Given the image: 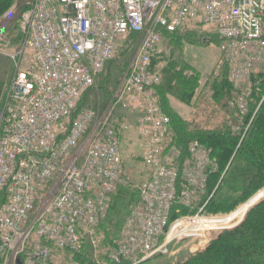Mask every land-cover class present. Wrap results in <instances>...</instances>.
Wrapping results in <instances>:
<instances>
[{
    "label": "built area",
    "instance_id": "1",
    "mask_svg": "<svg viewBox=\"0 0 264 264\" xmlns=\"http://www.w3.org/2000/svg\"><path fill=\"white\" fill-rule=\"evenodd\" d=\"M27 4L0 108V264H51L53 249L81 251L83 235L95 231L123 184L119 151L133 126L143 136L153 128L145 158L150 179L139 186L140 201L108 261L141 264L169 255L171 242L186 241L198 229L180 220V209L178 217L172 213L197 193L191 170L202 148L189 149L190 173L182 150L167 148L172 124L158 102L162 72L153 60L168 45L166 35L211 28L233 69L230 80L245 82L264 66V0ZM132 51L119 85L111 87L108 68ZM108 90L107 104L90 106L92 95ZM180 223L194 231L181 236Z\"/></svg>",
    "mask_w": 264,
    "mask_h": 264
},
{
    "label": "rangeland",
    "instance_id": "2",
    "mask_svg": "<svg viewBox=\"0 0 264 264\" xmlns=\"http://www.w3.org/2000/svg\"><path fill=\"white\" fill-rule=\"evenodd\" d=\"M26 2H28V0H16L12 8L0 17V87L4 88L2 91L3 96L8 82L13 74V65L9 56L16 54L20 46L21 33L19 30V18L21 10ZM199 30L205 32V34L215 35L211 28L202 27V29ZM183 47L182 51L179 46L174 47V53H172L169 44L163 47L162 50L164 52L153 60V62H156L153 63L154 66L163 73L164 69L169 64V61H180V58L183 55L185 61L201 74V81L198 83V88L189 102L183 103L176 99H171L170 103L173 105L175 111L179 113L192 127L196 126L211 130L223 128L226 124L231 131L237 133L241 140H243L246 134L251 131V127L254 124L261 102L264 100L263 97L261 102H256L258 98L257 94L261 95V90L259 89L262 88V84L264 82V66L259 69L257 68V70L251 73L247 80L243 83H234L230 80L233 84L231 88V95L229 97V103H226V106H224L215 98L213 90L215 86L213 83L221 79H230L233 69L227 63L225 51L223 50V44L220 39L214 37L213 41L208 45L186 44ZM134 57L135 51H132L124 54L119 59L122 61L121 65H125L123 72L120 71L121 65L118 69H116V66L112 68L111 87L113 86L114 88L117 83L119 85V81L121 80L125 69ZM119 60L118 63L120 62ZM110 92L111 90H108L103 94L98 92L97 94L92 95L89 99L90 106H103L107 104ZM1 101L2 100H0V108L3 103V101ZM136 102V105H140L143 103V99L138 98ZM251 105L257 106H254L255 108L253 109ZM163 113L169 118L171 117L165 110H163ZM152 130L153 128L149 127L147 131L149 133L146 135L144 134L143 136L141 129L133 126V129L127 132L122 138L119 159L123 165V184L120 185V187L129 188L130 190L139 192V186L150 179L149 169L151 168L145 158L147 156L148 149L152 145L150 138ZM173 130L174 128L172 127V135H170V137L165 141L169 150H172L174 147L178 148V145L175 146L174 143L175 140L173 139ZM196 143H198L202 148L197 154V160L196 157H194V161L196 163L198 162V168L195 171L191 170V172H194L195 174L192 178L197 184V193L195 195V192H193L191 195V204L189 206L181 207V210L187 212V214L184 213L180 220L186 219L188 224H194L195 226V222L231 217L236 213L239 214L245 205L252 202L261 192L264 191V188H261L231 211L215 212L212 210L210 208V204L213 198L216 197L219 190H225L224 188L227 187L226 181L228 180V170L230 169L237 151H235L234 155L231 156V162L225 168L217 186H215L212 192H209V175L213 172L215 173L216 168L218 167L212 156L213 154L211 150L213 147H211V149L207 145L201 144L198 141H191L186 145V152L183 154L184 156H182L183 159L185 158L183 166L184 168L187 167L186 171L188 173H190L189 169H193L192 166L186 165H188V160L192 159L191 155L188 153L189 149ZM166 146L163 149L164 151H166ZM218 187H220V189ZM117 194L118 191L115 195ZM263 201L264 199L255 204L254 207ZM132 207L133 205L129 210L127 208L126 211L128 210L129 212ZM254 207L246 213V216L243 219L236 220L232 224L221 225L218 228L215 227L208 230H201L198 228L195 232L189 235L190 237L188 240L181 242L180 239H176L170 244L169 255L155 257L141 264H170L172 261L176 262L184 259L189 254H196L199 251L205 250L207 246L217 236H219V234L225 231L238 229ZM124 226L122 225L119 231L118 242L121 239ZM83 237L81 251L77 253L53 249L51 264H110L108 261V255L114 248L115 244L112 245L110 241L106 242L105 235L101 233L99 234L96 229L93 233L92 231L85 233Z\"/></svg>",
    "mask_w": 264,
    "mask_h": 264
},
{
    "label": "trees",
    "instance_id": "3",
    "mask_svg": "<svg viewBox=\"0 0 264 264\" xmlns=\"http://www.w3.org/2000/svg\"><path fill=\"white\" fill-rule=\"evenodd\" d=\"M15 1L0 0V17L12 8ZM27 6L26 2L21 13L27 9ZM199 29L193 27L175 35H166L165 40L168 41V45L170 44L171 52L174 53V47L176 46H179L182 51L183 46L186 44L204 45L208 38L210 39L209 42H212L214 37L218 39L216 35L205 34ZM121 62L108 68L109 81H111L112 68L116 66V69H118ZM124 67L125 65L120 66L121 72H123ZM200 81L201 74L187 63L182 55L180 61H169L168 66L162 73V82L155 89L156 95L162 110H165L171 116V124L174 128V143L182 150V156L186 152V145L191 141H198L210 148L213 147L211 152L218 167L215 173L209 175V192H212L217 186L225 168L231 162V156L237 151L228 170L227 187L224 188L225 190L222 189L223 191L219 190L210 204V208L215 212L231 211L258 190L264 188V100H262L264 97V82L262 88L259 89L261 95L257 94L256 102L259 103L261 100L262 102L254 124L251 131L241 140L240 136L231 131L226 124L223 128L211 130L196 126L192 127L174 110L170 103L171 99L183 103L189 102L193 98ZM213 84L215 86L213 88L215 98L219 103L226 106V103H229L232 82L228 78L218 80ZM3 90L4 88L0 87V100L2 101L5 97V93L4 96L2 93ZM251 106L254 109V106L257 105ZM218 188L220 189V187ZM117 191L118 194L115 195ZM139 201V192L120 187V185L117 187L115 193L111 196L108 211L99 218L95 226L99 234L105 235L106 242L110 241L114 245L118 241V234L122 225L124 226L132 209ZM132 205L133 207L128 212ZM177 209H180V215L187 214L181 208H176L172 213V218L179 216L176 212ZM170 264H264V201L250 211L246 220L238 229L219 234L205 250L196 254H189L184 259L176 262L172 261Z\"/></svg>",
    "mask_w": 264,
    "mask_h": 264
},
{
    "label": "bare ground",
    "instance_id": "4",
    "mask_svg": "<svg viewBox=\"0 0 264 264\" xmlns=\"http://www.w3.org/2000/svg\"><path fill=\"white\" fill-rule=\"evenodd\" d=\"M264 199V191L261 192L252 202L248 203L247 205H245L242 209L241 212L234 214L231 217H225V218H216L215 220H211V221H202V222H195V227L202 229V230H208V229H212L215 227H219L221 225H228V224H232L233 222H235L236 220H241L246 216V213L252 208L254 207L255 204L261 202ZM185 224V223H180L177 226L176 229V233L180 234L181 236L183 235H187L189 233H192L194 230L191 229V227ZM189 228V229H186ZM233 228V227H232Z\"/></svg>",
    "mask_w": 264,
    "mask_h": 264
},
{
    "label": "crops",
    "instance_id": "5",
    "mask_svg": "<svg viewBox=\"0 0 264 264\" xmlns=\"http://www.w3.org/2000/svg\"><path fill=\"white\" fill-rule=\"evenodd\" d=\"M173 106V105H172ZM174 108V107H173ZM175 110V109H174Z\"/></svg>",
    "mask_w": 264,
    "mask_h": 264
}]
</instances>
